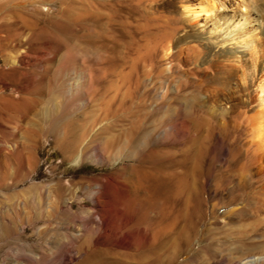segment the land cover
Segmentation results:
<instances>
[{"label":"rangeland","instance_id":"1","mask_svg":"<svg viewBox=\"0 0 264 264\" xmlns=\"http://www.w3.org/2000/svg\"><path fill=\"white\" fill-rule=\"evenodd\" d=\"M238 1L227 4L232 9ZM188 2L198 0L113 1L125 15L112 21L127 26L124 38L121 30L114 35L102 29L110 10L99 0H0V264H83L97 248L86 264H140L157 257L158 264H264V166L252 163L242 186L241 157L231 155L236 136L224 134V145L219 132L207 131L223 119L204 100L238 86L228 87L232 62L224 48L185 15ZM195 50L202 53L198 61ZM144 64L166 75L173 65L184 71L164 78L146 100L131 101L123 80ZM182 85L193 92L200 124L191 166L176 167L190 172L192 193L186 187L181 195L190 194L193 242L185 248L182 218L159 221L151 209V228L164 231L159 239L165 247L156 255L147 248L157 239L139 249L118 240L124 230L107 231L105 206L134 195L136 142L142 150L183 159L187 138L165 134L164 127L148 137L168 110L156 111L155 98L172 96ZM249 89L254 95L255 86ZM237 102L229 104L233 117L224 118L230 131L237 130L243 110ZM72 143L75 151L66 155ZM144 248L147 257L140 261L136 252Z\"/></svg>","mask_w":264,"mask_h":264},{"label":"bare ground","instance_id":"2","mask_svg":"<svg viewBox=\"0 0 264 264\" xmlns=\"http://www.w3.org/2000/svg\"><path fill=\"white\" fill-rule=\"evenodd\" d=\"M99 1L102 7L110 10L108 15L109 19L105 23H102V29H107L108 32L114 33V35L121 30L120 33H122V37L126 38L128 34L124 32V28L127 26L124 27L122 24L119 26L112 22L115 19L117 20V18L125 17V15L122 13L120 14L119 11L117 12L116 6L113 3L115 0H109L108 2L105 0ZM229 6L230 4H227V0H198L197 3L188 2L184 4L183 10L194 26L203 33H209L210 41L215 43L216 47L224 48L225 56L232 62V67L230 68L232 71L227 75L229 79L228 87H232L231 85L233 84H236L238 87L232 88V94L224 95V92L223 95L221 93L219 95L213 93V95L210 96V98H213V101H211L210 98L209 100L203 98L205 99L204 104L209 102L212 104V111L208 108L209 110H206L207 114H209L210 111L216 118L223 119L220 121V124L210 126L207 130L208 133L211 132L215 134V132H219L217 133L218 140L224 145L227 143L225 136H223L224 134L236 136L235 140L237 143H234L231 155L234 154L236 157L237 155L241 157V183L242 186L244 185L245 187L249 181L248 169H251L252 163L254 164L255 162L264 166V0H239L236 6L232 5V9H230ZM99 48L103 49L104 46ZM194 54L197 61L201 59L202 53L199 50H195ZM173 57L175 59L176 55H173L172 58ZM139 67L140 65H138V69ZM134 68L135 67H132V70L130 68L131 73L129 75L127 74V77H125L126 75L124 76L125 78L122 86H126L127 88L125 96H127L128 99L131 101L140 99V102L146 100L152 90L159 89L161 87L159 85L163 82L162 80L164 78L173 79L177 76L178 72L184 71L180 67V69L176 68V65H173V71L170 75H166L165 71L159 69V67L153 66L152 69H148L147 64L142 66V70H137V68L134 70ZM116 73L117 72H115V75H117ZM148 80H150V82H148ZM181 83L183 84V82ZM252 85L255 86L254 95H252V90L250 91L249 89ZM178 88L177 92H174L175 94L172 96L166 94L158 97V99L155 98L157 102L155 103L157 104L156 111H162V108H165V106H168V110L167 112H160L161 114H165L159 119V123L156 122L157 124L155 123L156 125L148 131V137H150V134H153V132H157L164 127L165 134L187 138V143H190V145L187 146L188 150L183 153V159L178 161L175 152L174 154L165 156L163 154H158L159 151L155 153L153 148L142 150L139 148L140 143L136 142L134 147L138 148V153H136L137 159L132 170L136 177L134 182H132L134 185V195H125L126 201H122L121 199L110 200L105 206L109 213V218H106L107 231L111 232L112 235H116L124 230L123 237L120 239L118 238V240L126 243L127 247H135L138 245L139 249L142 248L140 247L141 243L147 244L151 239H153V242L157 239L159 241L156 240L155 243H152L147 248L151 253L156 255L165 247L163 240L159 239L160 236L164 234V231L161 228L157 229V227L155 230L151 228V209H156V218L159 219V221L170 220L171 223L175 224L178 219L182 218L184 220L183 243L185 248L189 249L193 242L191 234L194 214L191 210L192 205L190 204L192 184L188 187L190 181L188 182L187 180L190 177V172L185 171L183 174H180V172L176 170V167L178 165L191 166V150L197 142V134H195V131L197 130V125L200 124H197V117L193 115L192 112L194 103L192 104L190 95H193V92H186V87L183 85ZM247 93L251 96L245 98ZM254 98L257 99V103L256 105H251L250 100L252 103ZM183 99L187 103H190L184 105ZM236 100L239 101L237 104L240 105L239 107H242L243 110L240 109V115L239 117L237 116L238 120L235 124L238 127L237 130L234 129L236 131H230L231 126L227 124L224 118L232 116L234 110L229 104L232 102L234 103ZM175 104L177 106H174ZM148 114L150 115V113ZM214 116L212 117L215 118ZM150 118L152 119V116H150ZM200 118L204 119L202 122L206 123V116H201ZM204 123H202V129L204 128ZM196 132L199 131L197 130ZM209 136L206 138L209 139ZM74 151V143H72L66 155L73 154ZM186 187L189 190L191 189L190 194L188 193V195L185 196L181 195V192L187 189ZM183 203L186 205L184 209L181 207ZM114 212H116V214ZM116 216L118 217L117 223H115L114 220ZM107 236L109 237L111 235L107 234ZM85 239H88L86 240L88 243L90 241L92 242V238L90 239L87 237ZM177 246L176 243L173 252L176 250ZM143 247L147 246L144 245ZM83 248L84 244L82 245V249ZM105 250L106 249L102 251ZM99 252L100 250H98V248L91 251V255L87 256L83 264L92 260V257L99 254ZM147 252L148 251L144 248V250L142 249L138 253L136 252V256L140 261L145 260ZM153 261H144L140 264H158L159 258L157 257L156 260ZM96 262L95 260V263Z\"/></svg>","mask_w":264,"mask_h":264}]
</instances>
